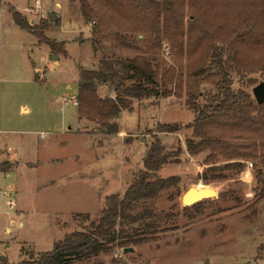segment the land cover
Returning <instances> with one entry per match:
<instances>
[{
	"label": "rangeland",
	"instance_id": "obj_1",
	"mask_svg": "<svg viewBox=\"0 0 264 264\" xmlns=\"http://www.w3.org/2000/svg\"><path fill=\"white\" fill-rule=\"evenodd\" d=\"M40 1L39 11L29 13L26 9L32 0H0V152L11 149L17 158L34 164L14 170V164H0V256L16 264L29 254L50 251L66 235L96 221L106 197L123 196L143 170L156 126L179 123L182 128L178 132L157 134L172 163L151 173L149 179H180L179 194L176 189L164 191L152 204L160 217L159 232L144 243L127 247L133 248L131 253L113 248L79 264H264V201H260L264 146L255 150V158L226 161L211 155L208 162L210 150L192 156L185 149L187 140L199 142L193 130L186 129L195 115L186 105L187 82L194 84L199 107L217 94L214 83L220 76L213 75L209 57L213 50L222 52L232 91L245 92L257 106L252 89L264 82V15L259 9L250 0H192V8L188 0H169L167 30L162 25L164 14L156 20H144L159 31V36L152 35L160 41L151 55L141 54L152 33L147 32V25L146 32L139 26L140 32H131L126 39L139 51H120L109 43H101L95 51L91 43L95 23L82 19L77 0L72 1L77 3L78 18H74V5L69 8L66 0ZM54 1L62 5L61 15ZM88 2L93 6L92 0ZM10 7L19 12L25 9V15L20 14L39 39L64 44L67 55L53 57L57 65L46 45L43 48L35 36L14 24ZM80 21L88 28L85 34H79L85 32ZM131 21L134 19L129 15L126 20L115 18L113 24L125 29L128 24L133 27ZM82 39L88 45H79ZM137 55L151 56L163 97L132 100L131 109L111 121L117 124L116 134L104 135L96 123L78 121V108L70 97L78 95L79 68L96 70L101 59ZM169 67L180 69L177 82L181 95H174L175 78L165 72ZM200 67L202 73L188 78L189 69ZM97 94L101 100L115 97L106 86H99ZM21 105L29 108V115L20 111ZM262 109L259 120L264 124V105ZM211 128L214 134L229 136L232 132ZM30 134L37 146L22 147L18 137L26 139ZM246 138L264 144V129L255 136L241 132L233 143L246 144ZM233 162L244 167L224 169ZM246 162L252 164L249 175L243 173ZM211 167L215 171H209ZM195 186L212 188L217 196L183 208L181 196ZM84 215L89 216L87 221Z\"/></svg>",
	"mask_w": 264,
	"mask_h": 264
},
{
	"label": "trees",
	"instance_id": "obj_2",
	"mask_svg": "<svg viewBox=\"0 0 264 264\" xmlns=\"http://www.w3.org/2000/svg\"><path fill=\"white\" fill-rule=\"evenodd\" d=\"M77 1L80 4L82 19L87 23H95L91 38L95 51H98L101 43H109L120 51H139L133 49L126 39L129 33L136 32V30L140 32L139 26H142L141 30L146 32L145 25H147V32L152 33L147 40L144 52L141 54L153 55L152 50L155 46H159L160 38L152 39V35L154 33L158 35L159 31H154L153 24L148 23L149 26L144 23V20L146 18L156 20L161 14H164L162 25L164 30H167L165 22L167 20L166 13L171 6L169 0H92L93 6L88 0ZM250 2L264 15V0H250ZM188 5L193 7L192 0H188ZM9 12L14 24L21 30L35 36L39 44L46 45L52 57L67 55L63 43L39 39V35L30 30L26 19L14 7H10ZM129 15L134 19L133 22H130L133 27L128 24L129 28L126 26L127 28L122 29V27L117 28L113 24L115 18L126 20ZM81 42L83 41L80 40ZM209 57L214 66L213 75L220 76L219 80L214 83L218 92L208 99L202 107H199L194 100V84L187 82L186 105L195 115L193 121L187 124L186 129H192L193 137L199 142L187 140L185 149L192 156L199 155L207 149L210 150V155L205 162H208V159L215 155H220L226 161L255 158V150L259 146H264L263 143L258 144L254 138L244 139L248 142L246 144L233 142L237 141L241 132H246L250 136L263 132L264 127L260 128L262 122L259 120V116H261L260 112L263 110L264 104L254 106L248 94L243 91H232L221 51L216 53L213 50ZM151 60V56L147 58L143 55H137L131 59H101L96 70L88 71L79 68L78 95L76 97L78 119L96 123L99 125V132L104 135L116 134L118 133L117 124L111 123V121L117 118L122 111L130 110L132 100L163 97L164 93L158 87L156 70L153 69ZM262 63L264 65V59ZM179 70V68L176 70L174 67H169L165 71L170 73L171 78H175L174 95L181 92V87L179 88V82H177L178 78L181 77ZM203 71L202 67L189 69L188 78H195L198 73ZM128 81L131 83L128 84ZM99 86L110 88L115 97L101 100L97 94ZM176 88L179 90L177 91ZM212 125L216 129L227 128L232 132L229 136L221 132V134L218 132L214 134ZM181 128L179 123H159L156 126L155 137H153L143 160V170L132 180L123 196L119 194L107 196L104 207L96 221H91L82 231L66 235L63 240L54 243L50 251L29 254L28 259L16 264L86 263L97 257L98 254H108L113 248H127L130 245L144 243L149 237L157 234L159 232L157 223L160 217L152 210V204L164 191L176 189L179 194L178 184L180 182V179L175 176L165 179H149L151 173L172 163L157 138V134H172ZM249 152L254 155H250ZM242 167L244 166L240 163L233 162L225 164L224 169L235 170ZM209 171H215V169L211 167ZM261 197L260 201H264V189ZM169 199L173 200L172 196ZM88 219L89 216L84 215V220L87 221ZM261 249H264V246ZM0 264L10 263L6 257L0 256Z\"/></svg>",
	"mask_w": 264,
	"mask_h": 264
},
{
	"label": "crops",
	"instance_id": "obj_3",
	"mask_svg": "<svg viewBox=\"0 0 264 264\" xmlns=\"http://www.w3.org/2000/svg\"><path fill=\"white\" fill-rule=\"evenodd\" d=\"M41 2V1H40ZM66 3H67V6L69 7V8H71L72 6H71V4H73L74 5V7H75V14H74V18H78V15H77V12L79 11V9H78V6H77V3L76 2H73L72 0H66ZM42 5L44 6V2L42 1ZM54 5L56 6V5H58V7H59V9H58V11L59 10H61L62 9V5L58 2V1H54ZM11 6V5H10ZM41 6V5H40ZM6 9H7V6H4ZM15 8V7H14ZM19 12V11H18ZM25 9H24V11H20L19 13H21L22 15H25ZM59 13H60V11H59ZM79 14V13H78ZM60 15H61V13H60ZM53 16L54 17H56L55 16V14H54V12H53ZM59 18H60V16H59ZM80 18V17H79ZM80 23H81V21H80ZM81 26H82V28L83 29H85V32H80L79 34H85L87 31H88V28L86 27V26H83L82 25V23H81ZM79 30H81V29H79ZM79 36V35H78ZM78 36H77V38H78ZM82 41L83 42H81V43H78L79 45H88V43H86L85 42V40L84 39H82ZM36 45V44H35ZM38 46H40L39 44H37ZM38 46H36V47H38ZM42 46H43V48H46V46H44V44H42ZM90 47V46H89ZM91 48V47H90ZM47 51H48V53L50 54V50H49V48L47 47ZM53 62H54V64L55 65H57L58 64V60L55 58H50ZM43 60H44V58H43ZM56 60V61H55ZM36 72H38L40 69L39 68H35L34 69ZM78 81H79V76H78ZM20 111L23 113V114H26V115H29V113H30V110H29V108L26 106V105H21L20 106ZM194 119V118H193ZM78 121H80L79 119H78ZM191 123V122H190ZM189 123V124H190ZM23 132H26V133H31V132H29V131H23ZM26 137H28V138H21V137H18L19 138V140H20V145L22 146V147H28V148H30V149H32V148H34L35 146H37V144H36V141L34 140V138H32L31 136V134L30 135H25ZM48 145H50V141H48ZM17 155L15 154V151H13V150H11L10 149V151H8V150H4V151H2V152H0V164H7L8 163V165H10V164H14V167H13V169H11V170H14V169H17L18 167H20V166H22V165H24V164H27V165H29V166H33L34 164L33 163H26L25 162V160H23V159H21V158H17L16 157ZM16 158V159H15ZM16 162H18V164L16 163ZM10 170V171H11ZM10 171H7V172H10ZM3 172V171H2ZM118 256V255H117Z\"/></svg>",
	"mask_w": 264,
	"mask_h": 264
},
{
	"label": "water",
	"instance_id": "obj_4",
	"mask_svg": "<svg viewBox=\"0 0 264 264\" xmlns=\"http://www.w3.org/2000/svg\"><path fill=\"white\" fill-rule=\"evenodd\" d=\"M252 96L258 106L264 104V82L259 83L252 89ZM216 196L217 193L212 188H200L198 186L190 187L181 196V206L183 208L191 207L202 202L205 199L213 198ZM133 251V248L123 249L124 253H131Z\"/></svg>",
	"mask_w": 264,
	"mask_h": 264
},
{
	"label": "built area",
	"instance_id": "obj_5",
	"mask_svg": "<svg viewBox=\"0 0 264 264\" xmlns=\"http://www.w3.org/2000/svg\"><path fill=\"white\" fill-rule=\"evenodd\" d=\"M41 8L40 6V0H32V6L27 8L26 10L29 12V13H34V12H37L39 11V9ZM168 49L165 50V54L168 55ZM73 101H74V105L77 106V100H76V97H70ZM71 99H68L71 100ZM252 168V164L251 163H245V169H244V174L246 175H249V172H250V169ZM10 205L11 203L8 202Z\"/></svg>",
	"mask_w": 264,
	"mask_h": 264
}]
</instances>
